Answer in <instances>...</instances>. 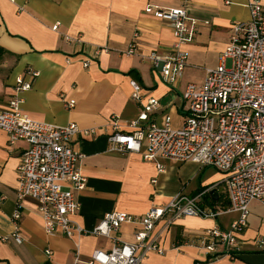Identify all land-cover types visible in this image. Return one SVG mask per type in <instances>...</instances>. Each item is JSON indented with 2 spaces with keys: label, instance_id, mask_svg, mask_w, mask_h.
<instances>
[{
  "label": "crops",
  "instance_id": "1",
  "mask_svg": "<svg viewBox=\"0 0 264 264\" xmlns=\"http://www.w3.org/2000/svg\"><path fill=\"white\" fill-rule=\"evenodd\" d=\"M180 1L0 0V106L14 95L17 77L30 78L27 72L32 68L40 75L23 94L25 112L55 125L80 126L73 145L82 154L79 167L87 183L77 192L81 210L75 218L89 231L107 212L142 216L177 193L220 211L215 218L182 216L166 229L165 220L158 222L153 235L165 252H150L143 264H264V251L257 244L264 239V204L259 200L250 204L236 258L209 260L202 248L184 244L209 228L229 229L238 218L239 213L230 209L225 172L168 158L158 159L165 165L159 172L156 161L113 149L109 141L114 117L120 130L128 131L129 122L140 114L141 104L131 98V79L142 84L145 97L160 101L151 121L164 126L170 115L172 127L181 128L189 114V102L183 97L187 84L203 83L207 68L218 65L235 25L250 20L246 0H193L188 13L198 21L197 31L194 41L184 46L189 56L183 75L172 85L143 56L153 50L173 53L175 36L168 22L145 8L148 4L174 7ZM132 42L139 53L128 55L125 51ZM98 48L103 50L85 67L84 60ZM70 100L75 104L68 108ZM28 146L23 139L11 144L8 133L0 129V235L14 232L18 166ZM21 212L23 240L10 237L0 243V264H72L77 245L83 260L90 259L94 250L113 245L112 238L93 233L73 238L61 232L48 234L38 202L31 197L22 201ZM139 228L125 223L116 236L132 242Z\"/></svg>",
  "mask_w": 264,
  "mask_h": 264
},
{
  "label": "built area",
  "instance_id": "2",
  "mask_svg": "<svg viewBox=\"0 0 264 264\" xmlns=\"http://www.w3.org/2000/svg\"><path fill=\"white\" fill-rule=\"evenodd\" d=\"M192 2L181 0L174 7L148 4L145 8L147 13L168 22L175 36L173 53L153 50L143 56L172 85L183 75L189 56L184 46L194 41L197 31L198 21L188 13ZM246 4L250 20L235 25L218 65L207 68L202 84H187L183 97L189 102V114L181 128L172 127L170 115L164 126L151 121V115L160 108V101L153 96L145 97L142 84L131 79V98L141 104L140 114L129 122L128 131L120 130L118 117H114V132L109 136L113 149L140 153L145 160L156 161L159 172L164 171L165 165L158 159L168 158L193 161L226 173L230 209L239 213L238 218L229 229L209 228L184 241L202 248L209 260L238 256L239 233L248 224L250 204L253 200L264 204V3L246 0ZM54 29H58V24ZM102 50L96 49L83 65L88 67ZM125 53H139L137 44L132 42ZM27 73L30 78L18 76L14 95L5 106H0V129L8 133L10 143L23 139L29 144L18 166V204L12 214L14 232L0 235V243L10 237L23 240L21 206L27 197L38 202L48 234L61 232L73 238L93 233L113 239L111 249H96L87 260L80 257L77 245L72 264H143L150 252H165L153 235L161 220H165L166 229L182 216L215 218L219 215L220 211L203 207L195 197L177 193L165 204L152 205L142 216L125 211L107 212L91 231L87 230L75 218L81 210L77 192L87 183L79 167L82 154L73 145L81 128L77 123L59 126L36 120L25 112L23 94L40 75L32 68ZM74 104L75 100H70L66 105L71 108ZM125 223L140 225L132 242L116 236ZM257 244L264 251V239Z\"/></svg>",
  "mask_w": 264,
  "mask_h": 264
},
{
  "label": "rangeland",
  "instance_id": "3",
  "mask_svg": "<svg viewBox=\"0 0 264 264\" xmlns=\"http://www.w3.org/2000/svg\"><path fill=\"white\" fill-rule=\"evenodd\" d=\"M227 64H228V66H230V65H231V61L229 60V61L227 62Z\"/></svg>",
  "mask_w": 264,
  "mask_h": 264
}]
</instances>
